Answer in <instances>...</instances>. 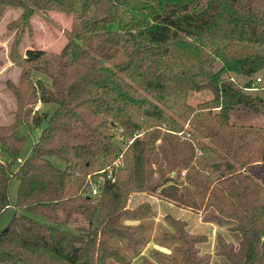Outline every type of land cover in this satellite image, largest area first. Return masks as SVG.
<instances>
[{"label": "trees", "instance_id": "16d2710c", "mask_svg": "<svg viewBox=\"0 0 264 264\" xmlns=\"http://www.w3.org/2000/svg\"><path fill=\"white\" fill-rule=\"evenodd\" d=\"M7 7L21 10L6 27L13 32L8 59L20 72L16 84L4 82L15 108L12 122L0 125L10 160H0V216L11 180L17 185L0 232V264H129L120 244L138 254L146 240L131 223L150 207L126 203L157 190L177 208L224 221L232 240L216 234L213 254L202 253L206 235L166 214L171 231L162 240L171 250L153 251L154 264H208L213 256L264 264V128L230 115L264 107L244 94L251 81L233 78L264 75V0H0V18ZM35 11L70 15L57 54H19ZM211 86L215 98L188 104L189 93ZM38 104L55 108L37 113ZM42 123L30 157L12 171L24 139L16 130ZM95 175L99 193L90 197L87 176Z\"/></svg>", "mask_w": 264, "mask_h": 264}, {"label": "rangeland", "instance_id": "374dc122", "mask_svg": "<svg viewBox=\"0 0 264 264\" xmlns=\"http://www.w3.org/2000/svg\"><path fill=\"white\" fill-rule=\"evenodd\" d=\"M21 10L16 8L7 7L3 15L0 18V125L7 126L12 122V116L14 112V98L11 93L5 88L4 82L6 80L16 84L18 81V75L20 69L13 65L8 59V51L10 47V43L12 40L13 32L9 31L6 27L10 22L17 20L19 17ZM70 15L57 13V12H47L43 13L41 11H35L32 17L30 18L29 24L31 28V35H24L19 47L18 52L20 55H23L26 49H39L43 50L47 53L57 54L62 46L66 42L67 34L70 27ZM116 24H110L108 26L109 30H116ZM219 67V63L216 62L214 64V69L216 70ZM237 82L242 85L244 82L251 81L249 89H246L244 94L250 96L251 98H260L264 100V75L257 73L253 75L250 79L234 77ZM258 78L260 81L255 83V79ZM31 79L33 81H39L41 84L46 85L47 80L44 76L31 73ZM218 95L216 88L211 86L207 89L191 92L188 94L187 102L191 106H195L198 103L210 100L215 98ZM54 105H41V107L36 105L37 113H46L50 114L54 110ZM257 110L252 112L251 110L241 109L240 107L233 110L231 115V121L236 124H242L245 126H254V127H263L264 128V112L261 106H256ZM5 117V119L3 118ZM8 117V119H7ZM45 126L42 123L38 128H26L25 126H21L16 130V135L23 137L22 146L18 152L16 157V161L12 162L11 170L15 171L22 161L30 157L32 145L34 144L36 138L40 133V129ZM186 126V125H185ZM184 126V127H185ZM188 130L189 128H185ZM114 134H116L114 141L118 144L120 142V138L118 136V132L115 130ZM127 143V142H126ZM120 147L125 145L119 144ZM0 160L2 161H10L6 158L3 150L0 148ZM17 160L20 162L17 163ZM49 161L58 169H63V162L59 161L55 157H50ZM252 169L247 172L250 173ZM104 175V174H101ZM101 175H95L91 177L90 183L97 184L98 186L101 183ZM173 176V174H171ZM181 176V174H180ZM182 177V176H181ZM16 185L17 182L15 180H11L9 184L8 190V198L10 201L9 207L3 212L0 216V232L3 231L11 218L13 213L12 205L15 200L16 193ZM185 183L182 184L184 186ZM168 186V185H166ZM146 201L150 207V214L145 218H142L139 222H133L132 225H140L142 227V236L145 238L146 243L143 247L138 250V254L136 256L131 255L128 250L120 244L121 253L129 259V264H140L144 259L150 263H156L152 252L157 251L162 254H168L171 250V245L166 241L162 240L163 233L169 232L170 227L164 222L163 217L168 214L172 217L179 216L180 219L188 222L187 231L189 233L195 234H203L206 235L208 240L200 246V251L202 253L213 254L214 246H215V235L220 234L226 240L232 238L229 233L226 232L225 228L227 223L223 220V223L216 222L215 220H210V214L208 218V212L202 213L197 212L193 214H189L188 211L179 210L176 208H172L171 204L164 199L159 198V190L155 191L152 194H133L130 195L128 201L126 203L127 208H134L137 204ZM161 201L166 202V204L161 203ZM176 211V212H174ZM195 214V215H194ZM195 223V224H192ZM211 225H210V224ZM192 224V225H191ZM197 224V225H196ZM215 227V229H214ZM147 247V248H146ZM214 261H217L219 264L221 263L214 256L211 257L208 264H212Z\"/></svg>", "mask_w": 264, "mask_h": 264}, {"label": "built area", "instance_id": "2783aa9c", "mask_svg": "<svg viewBox=\"0 0 264 264\" xmlns=\"http://www.w3.org/2000/svg\"><path fill=\"white\" fill-rule=\"evenodd\" d=\"M260 80L258 79V78H256L255 79V83H258ZM20 161L19 160H17V163H19ZM103 171H100V173H102ZM183 174H181V176H182ZM106 179H108L109 180V178H110V173L108 172L107 174H106ZM87 179L89 180V189H88V195L90 196V197H96L97 195H98V193H99V189H98V185L97 184H94V183H90L91 181H90V179H91V177L90 176H87ZM113 179H110V183H113Z\"/></svg>", "mask_w": 264, "mask_h": 264}, {"label": "crops", "instance_id": "0c3cea01", "mask_svg": "<svg viewBox=\"0 0 264 264\" xmlns=\"http://www.w3.org/2000/svg\"><path fill=\"white\" fill-rule=\"evenodd\" d=\"M37 106H39V107H41V105L40 104H38ZM1 112V111H0ZM4 119H5V117H3ZM0 119H1V115H0ZM7 119H8V117H7ZM260 180V179H259ZM161 203H163V204H166V202H163V201H161ZM171 204V203H170ZM171 206H172V208L174 207V208H176V209H179V210H182V209H180V208H177V207H175V206H173V204H171ZM184 211H188V210H184ZM174 212H176V211H174ZM189 212V214H193L192 212H190V211H188ZM195 215V214H194ZM175 218V217H174ZM177 219H180L179 218V216H177L176 217ZM180 220H182V219H180ZM183 221H185V220H183ZM186 222V221H185ZM187 223V225H188V222H186ZM192 224H195V223H192ZM191 224V225H192ZM210 224V223H209ZM197 225V224H196ZM211 225V224H210ZM214 229H215V227H214ZM147 248V247H146Z\"/></svg>", "mask_w": 264, "mask_h": 264}]
</instances>
